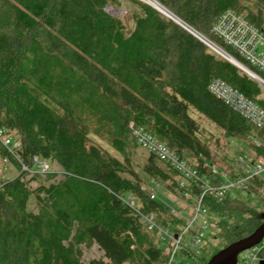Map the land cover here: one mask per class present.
<instances>
[{
    "label": "trees",
    "instance_id": "16d2710c",
    "mask_svg": "<svg viewBox=\"0 0 264 264\" xmlns=\"http://www.w3.org/2000/svg\"><path fill=\"white\" fill-rule=\"evenodd\" d=\"M156 1L264 76L212 33L226 10L263 29L264 0ZM109 8H125L130 24ZM215 79L264 106L254 79L142 1L0 0V158L19 172L13 178L0 172V264L168 263L162 230L178 234L187 221L142 188L131 155L142 146L130 125L200 174L205 163L230 172L228 161L218 164L212 156L208 142L214 138H207L190 110L227 139L253 134L264 141V131L211 94ZM94 137L108 141L119 156ZM36 159L59 170L42 172ZM142 170L161 187L169 180L170 190L178 186L179 172L150 152ZM251 184L249 196L257 195ZM205 203L212 218L224 216L217 226L228 238L213 255L263 222V212L239 198L218 202L207 196ZM151 214L152 230L144 221ZM94 245L103 255L85 262L84 248Z\"/></svg>",
    "mask_w": 264,
    "mask_h": 264
},
{
    "label": "built area",
    "instance_id": "2783aa9c",
    "mask_svg": "<svg viewBox=\"0 0 264 264\" xmlns=\"http://www.w3.org/2000/svg\"><path fill=\"white\" fill-rule=\"evenodd\" d=\"M212 33L225 46L230 47L264 75V28L260 30L252 25L244 14L237 13L234 10H226L216 19L212 27ZM202 38L203 43L221 58L232 57L222 46L205 37ZM247 69L249 68L247 67ZM246 74L258 83L263 92V96L260 99L264 100V76L251 69ZM209 91L258 131H264V106L251 101L221 79L212 81ZM130 129L132 136L139 145L179 172L180 181L174 192L177 195H181V197L183 196L185 201H189L191 204L193 201L195 202V213L185 218L187 226L175 235L170 230H162L160 238L162 246L171 252L170 259L166 264H193L192 261L195 262L196 257L201 253L200 248L202 243H204L210 227V219L212 218L205 203V198L210 196L218 202L223 201L227 197L236 199L239 197L238 191L244 192L249 196L248 189L251 182H254L251 184L254 188L263 186L264 153H260L259 150L264 146V141L253 134H248L246 138L251 140L254 151H259L258 155L252 156L247 153L234 156L232 165L235 166V169L231 168L230 172L219 168L215 164L205 163L204 169L206 173L200 174L197 168L180 158L171 148L144 132L142 128L131 124ZM11 141V139H4L6 146H10ZM18 146L19 143L13 144V148ZM35 162L42 172L49 170L47 163L42 165V162L38 161V159ZM152 182L156 183L154 180ZM168 182L169 185H173L171 180ZM193 185L199 187V193H194ZM144 190L146 189L144 188ZM148 191L152 198L157 196L154 190ZM251 192L250 196H256L254 191ZM222 218L224 219V217ZM144 221L149 224L150 230L156 227L154 214L145 217ZM263 253L264 239L251 249L241 252L238 255L237 264H260L264 259ZM177 256H179L178 259Z\"/></svg>",
    "mask_w": 264,
    "mask_h": 264
},
{
    "label": "rangeland",
    "instance_id": "374dc122",
    "mask_svg": "<svg viewBox=\"0 0 264 264\" xmlns=\"http://www.w3.org/2000/svg\"><path fill=\"white\" fill-rule=\"evenodd\" d=\"M146 4V0H139ZM251 3H254L255 0H249ZM149 5V4H148ZM108 12L112 15H121L124 17L125 22L127 24H130V15L128 11L125 8L115 9V8H109ZM246 13V11H245ZM263 94L261 95V97ZM190 115L196 118L201 126H203L206 129V136H212L214 138L210 142H208V147L210 149V152L212 156L215 158V160L218 162V164H222L224 160L228 161V166L235 169V166L232 165L234 161V156L238 154H251L252 156L258 155L259 151L255 152L251 143V140H247V138H234L233 139H227L224 136L223 131H221L219 128L216 127L211 121H209L204 116L197 113L194 109L190 110ZM214 136V137H213ZM95 140L105 149L109 150L111 153L119 156L113 148L110 146V143L108 141L99 140L98 138L94 137ZM233 141V142H232ZM243 148V150H242ZM264 146L261 148L263 149ZM261 151V150H260ZM260 153H264L263 150ZM131 155L133 157V160L135 162V169L139 173V175L143 179L142 188L150 191L157 192V198L165 202L168 209L171 211L172 215L178 218H186L189 217L191 214L193 215L195 213V207L194 201L191 204L189 201H185L183 196L177 195L173 190H170L168 185L169 182L165 183L166 187H161L157 183H153L152 179L145 175L142 168L145 163V160L148 156V152L145 148H138L137 150L133 151L131 150ZM44 163H47L49 165V170H59L58 166L56 164L50 165L48 162H42V165ZM44 167V166H43ZM225 169V168H224ZM0 172L1 174L6 178H13L16 175H18V170L10 164L7 159L0 158ZM180 177L175 181V183H179ZM173 181L171 180V183ZM174 184V182H173ZM171 187V185H169ZM257 192L256 196H248L244 192L241 193V191H238V198L244 202L245 204H248L251 207L258 208V211L264 213V185L261 187L254 188ZM187 217V218H188ZM224 216H216L214 218L210 219V227L206 234V237L204 239V243H202L201 253L199 256L196 257L195 262L192 261L193 264H199L200 261H208L211 259V256L213 255L214 251L217 248H222L225 246V244L228 243L227 235L224 234L221 230L218 229L217 223L222 220ZM167 250V248H165ZM103 255L102 251L98 248V246L94 245L90 248H84V261L88 262L91 259L99 258ZM264 257V253L262 254ZM179 256H177V259Z\"/></svg>",
    "mask_w": 264,
    "mask_h": 264
},
{
    "label": "water",
    "instance_id": "95a60500",
    "mask_svg": "<svg viewBox=\"0 0 264 264\" xmlns=\"http://www.w3.org/2000/svg\"><path fill=\"white\" fill-rule=\"evenodd\" d=\"M154 1L156 3H158L156 0H154ZM148 4L151 7H153L154 9H156L157 11H159L161 14L165 15L166 17H168L171 20H173L174 22H176L178 25L182 26L184 29L189 31L192 35H194L196 38H198L199 40H201L203 42V38H202L203 36L199 35L195 31H193L192 29L187 27L181 20L176 18L173 14H171L169 12L170 15H168V13H165L164 11L159 9L158 7H155V6L151 5L150 3H148ZM226 60L229 61L230 63H232L233 65H235L237 68H239L240 70H242L245 73L249 71V69H247L246 66H244L242 63H240L237 59H235L233 57H231V59H226ZM262 219H263L262 224H260V226L258 228H256V230L254 232H252L250 235H248V236H246L240 240H237V241L231 243L227 247L223 248L218 253L214 254L206 264H237L238 255L241 252L248 250V249H251L252 247L261 243L262 240L264 239V213H262ZM260 264H264V259L261 261Z\"/></svg>",
    "mask_w": 264,
    "mask_h": 264
},
{
    "label": "bare ground",
    "instance_id": "6f19581e",
    "mask_svg": "<svg viewBox=\"0 0 264 264\" xmlns=\"http://www.w3.org/2000/svg\"><path fill=\"white\" fill-rule=\"evenodd\" d=\"M146 2L150 3L151 5H153L155 7H158L159 9H161L162 11H164L165 13H168V15H170L169 12H167L162 6H160V4L156 3L154 0H146ZM226 59H231V57L226 56Z\"/></svg>",
    "mask_w": 264,
    "mask_h": 264
}]
</instances>
